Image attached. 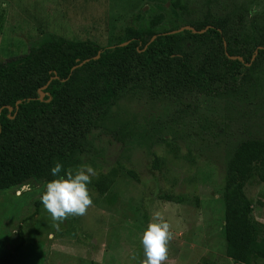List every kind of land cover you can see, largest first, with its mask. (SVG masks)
Segmentation results:
<instances>
[{"label": "rangeland", "instance_id": "rangeland-1", "mask_svg": "<svg viewBox=\"0 0 264 264\" xmlns=\"http://www.w3.org/2000/svg\"><path fill=\"white\" fill-rule=\"evenodd\" d=\"M171 1L0 0V61L49 34L103 46L130 30L167 32L204 18L225 20L222 32L231 23L252 46L261 21L254 16H264V0H178V8ZM155 91L145 82L119 92L90 128L88 149L66 182L28 179L0 190V255L13 251V264H155L153 255L178 248V229L203 227L165 200L210 203L222 218L232 149L246 138L264 139V70L250 69L243 83L217 93ZM113 168L111 186L98 194L96 175ZM244 193L250 215L264 224V180L245 184ZM171 251L174 260L163 264H194L199 253L186 244Z\"/></svg>", "mask_w": 264, "mask_h": 264}, {"label": "trees", "instance_id": "trees-1", "mask_svg": "<svg viewBox=\"0 0 264 264\" xmlns=\"http://www.w3.org/2000/svg\"><path fill=\"white\" fill-rule=\"evenodd\" d=\"M171 5L180 7L178 0ZM246 13L241 7L236 15L240 29ZM254 18L261 21L252 46L231 23L222 32L225 20L204 18L172 33L130 30L103 46L49 34L1 60L0 190L28 179L66 182L88 149L95 120L131 85L146 82L165 95L217 93L243 83L250 69L264 70V16ZM116 175V168L98 173L96 192L104 194ZM254 179L264 180V139L252 137L232 149L221 191L224 252L237 264L264 261V224L250 215L244 193ZM13 263V251L0 255V264Z\"/></svg>", "mask_w": 264, "mask_h": 264}, {"label": "crops", "instance_id": "crops-1", "mask_svg": "<svg viewBox=\"0 0 264 264\" xmlns=\"http://www.w3.org/2000/svg\"><path fill=\"white\" fill-rule=\"evenodd\" d=\"M166 204H175V203H180L183 207V209L188 213L190 217H193V219L197 221H202L203 223L205 222V225L203 223L201 224L203 227L200 226V222L196 223L193 225V229L188 228L190 225H187L188 230H183V229H178L176 233V239L173 238V241H177L178 243V248L175 246L172 248V251H178L179 248H181L182 244L188 245V249L190 250L191 248L197 249V253L194 264H237L233 262L229 257L225 255V247H222V241H221V234L223 235V230H222V225H223V215L222 218L217 213L212 209L210 203L208 205H204L201 203L200 207H191L190 204L188 205L187 202L183 201H178V200H165ZM211 203H213L211 201ZM207 207V208H206ZM166 209V207L164 206ZM182 213L181 211H176L175 215L180 216ZM203 215L207 216L205 219ZM212 224V226H209ZM197 227V229L194 228ZM191 235V236H190ZM184 236H189L188 239H183ZM193 236L194 238L196 236H200V240L197 239L198 241H193ZM224 239V236H223ZM205 240V242H204ZM202 243H205L203 245ZM164 245L163 247H165ZM225 246V245H224ZM167 249V248H166ZM171 251L170 249L168 251H165V255L163 258H161L162 255H159L158 253L153 255L155 261V264H163L166 263L165 259L168 260H174L171 257L175 256L169 255L167 252ZM171 251V252H172ZM102 252L101 250H98V254ZM166 253L168 255H166ZM191 256V254H190ZM176 262V259L175 261ZM252 264H264V261L259 260L257 262H254Z\"/></svg>", "mask_w": 264, "mask_h": 264}, {"label": "water", "instance_id": "water-1", "mask_svg": "<svg viewBox=\"0 0 264 264\" xmlns=\"http://www.w3.org/2000/svg\"><path fill=\"white\" fill-rule=\"evenodd\" d=\"M181 29H191L190 26H184V27H180V28H177V29H173V30H170V31H167L166 33H172V32H176V31H179ZM154 36H152L153 38ZM126 42H122L120 43L119 45H123L125 44ZM38 95H39V98L42 96V92L40 90H38ZM9 109V108H8Z\"/></svg>", "mask_w": 264, "mask_h": 264}]
</instances>
